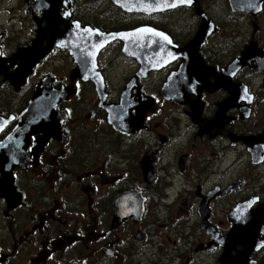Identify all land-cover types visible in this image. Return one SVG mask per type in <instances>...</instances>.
<instances>
[{
	"label": "flooded vegetation",
	"instance_id": "obj_1",
	"mask_svg": "<svg viewBox=\"0 0 264 264\" xmlns=\"http://www.w3.org/2000/svg\"><path fill=\"white\" fill-rule=\"evenodd\" d=\"M117 2L0 0V142L18 140L0 165V264H264V0L153 13ZM202 25L189 62L179 49ZM50 26L150 27L158 49L139 36L103 46V98L67 48L9 82ZM152 54L164 59L152 69L133 57L147 66ZM42 79L73 91L38 103L29 127L21 115Z\"/></svg>",
	"mask_w": 264,
	"mask_h": 264
},
{
	"label": "water",
	"instance_id": "obj_2",
	"mask_svg": "<svg viewBox=\"0 0 264 264\" xmlns=\"http://www.w3.org/2000/svg\"><path fill=\"white\" fill-rule=\"evenodd\" d=\"M117 4L121 7H123L125 10L129 11H138V12H148V13H153L159 10H164L170 7H176L179 5H185L188 4L187 0H117ZM120 2V3H119ZM144 30L146 29L143 28ZM148 30L145 31H140L133 33V36L127 35V32H109V33H104L100 32L99 30H90L89 28H84L83 31L79 30L70 32V31H60L56 30L53 27L50 26V28H47L45 33L43 31H39L37 42L33 41V45L29 46L28 49L25 52H18L17 57L22 55V66L21 67H16L15 71L9 75V82L12 83H23V81L33 72V67L35 64L39 63L40 57L44 55H48L51 50L59 47L62 50L64 48L69 49L70 53L72 56L75 58V62L78 64V68L76 69L75 75L79 73V69H84L85 67L88 68L87 73L91 79H93L96 82V88L101 90L100 96L103 98L104 95H102L103 91V79L101 78V75L97 72V67H96V56L98 51L108 44L110 40L113 39H121L122 38H127V39H132L133 37L140 39L139 41H142L145 39L144 37L148 36V40L145 42H139L135 40L139 46L145 47L147 46V51L150 53H154L158 49V43L156 44L153 41H150V38L153 36L150 34V31L154 30L150 27L147 28ZM204 27L202 25V29L199 31V33L192 39V42L189 44L185 45L184 47H181L179 49L181 54H183L184 58H188L189 62L191 61L193 55H191L193 51L194 42L197 40H201L200 38L203 36L204 32ZM77 32V33H76ZM140 33V34H139ZM147 34V35H146ZM97 39V42L94 39ZM44 39L47 41L46 44H41L39 43V40ZM130 43V42H129ZM131 45V44H130ZM136 45V44H134ZM163 45V43H162ZM166 47H168L166 45ZM165 47V48H166ZM171 49V47H170ZM20 50V49H19ZM172 50V49H171ZM155 54V53H154ZM154 54L151 55L149 61V64L147 66L144 65L146 62L147 58H143L137 55H131L135 58L138 59L139 63L141 64V69L145 67V69H152L155 68V66H158L159 64L158 61H163V57H156ZM197 57V56H196ZM198 59V58H197ZM194 60V57H193ZM7 61L4 60L3 62H0V73L8 69L9 66H7ZM186 62V61H185ZM183 62V63H185ZM187 62V63H189ZM151 63V64H150ZM9 65V64H8ZM152 65V66H151ZM264 67V65H262ZM158 68V67H156ZM186 70V69H185ZM183 71V68H181L177 71L178 73L176 76L180 77L181 73ZM4 73V72H3ZM16 75V76H15ZM175 75V74H174ZM92 76V77H91ZM47 79H42L41 84L37 87L36 91L33 93L34 96L31 98L27 109H25L22 113V118L28 119V126L32 124L30 116H36L37 112L39 111L38 108V103L40 102H52V104L56 103V101H60L63 99V96H66L71 93V89H55L52 86L49 85V82L46 81ZM173 80V79H172ZM171 80V81H172ZM187 90V89H186ZM185 90V91H186ZM70 91V92H69ZM182 95V94H180ZM188 95V91H186V96ZM108 110L109 116V121L113 122L115 121L114 115L110 113L109 106H104ZM54 108V106H53ZM52 108V109H53ZM53 113V111H51ZM41 114V113H40ZM43 114V113H42ZM44 115V114H43ZM33 119V118H32ZM33 121V120H32ZM37 123V122H36ZM19 126V125H18ZM26 125L23 124V129L26 130L27 127ZM33 127H35V124H32ZM30 130V129H29ZM16 131L14 130L13 133L10 135H14L13 137L16 136ZM31 132V131H30ZM17 137V136H16ZM15 137V138H16ZM261 137V136H260ZM14 138H6L2 142H0V165H2V169L5 167V164H7L8 158H11L12 156V147L13 145H17L18 140ZM11 147V148H10ZM14 154V153H13ZM1 169V168H0ZM1 171V170H0ZM253 217V216H252Z\"/></svg>",
	"mask_w": 264,
	"mask_h": 264
},
{
	"label": "snow or ice",
	"instance_id": "obj_3",
	"mask_svg": "<svg viewBox=\"0 0 264 264\" xmlns=\"http://www.w3.org/2000/svg\"><path fill=\"white\" fill-rule=\"evenodd\" d=\"M188 3H191V0H187Z\"/></svg>",
	"mask_w": 264,
	"mask_h": 264
},
{
	"label": "bare ground",
	"instance_id": "obj_4",
	"mask_svg": "<svg viewBox=\"0 0 264 264\" xmlns=\"http://www.w3.org/2000/svg\"><path fill=\"white\" fill-rule=\"evenodd\" d=\"M36 119V118H35Z\"/></svg>",
	"mask_w": 264,
	"mask_h": 264
}]
</instances>
